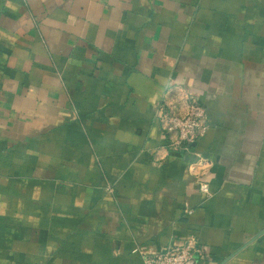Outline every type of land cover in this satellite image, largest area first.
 Instances as JSON below:
<instances>
[{
  "label": "crops",
  "instance_id": "0c3cea01",
  "mask_svg": "<svg viewBox=\"0 0 264 264\" xmlns=\"http://www.w3.org/2000/svg\"><path fill=\"white\" fill-rule=\"evenodd\" d=\"M188 92L210 128L172 150L157 114ZM263 230L264 0H0V264L189 237L198 264H264Z\"/></svg>",
  "mask_w": 264,
  "mask_h": 264
},
{
  "label": "built area",
  "instance_id": "2783aa9c",
  "mask_svg": "<svg viewBox=\"0 0 264 264\" xmlns=\"http://www.w3.org/2000/svg\"><path fill=\"white\" fill-rule=\"evenodd\" d=\"M157 118L168 137L172 150L190 151L193 143L206 137L210 128L208 110L199 101L197 94L188 92L174 102L164 103L158 111ZM212 166L209 158L201 156L190 165L196 173V182L206 198L213 195L207 173ZM192 213V211H187ZM135 252L142 253L141 248ZM201 253L193 237L177 246H169L155 254H142L144 264H198L196 254Z\"/></svg>",
  "mask_w": 264,
  "mask_h": 264
},
{
  "label": "water",
  "instance_id": "95a60500",
  "mask_svg": "<svg viewBox=\"0 0 264 264\" xmlns=\"http://www.w3.org/2000/svg\"><path fill=\"white\" fill-rule=\"evenodd\" d=\"M263 233H264V230L261 231V232H260V233L254 238V240H255V239H258Z\"/></svg>",
  "mask_w": 264,
  "mask_h": 264
}]
</instances>
